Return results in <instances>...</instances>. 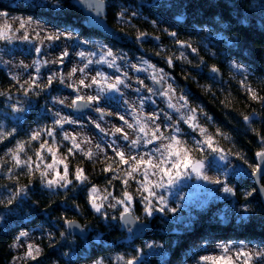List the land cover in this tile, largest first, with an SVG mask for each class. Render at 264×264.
<instances>
[{
    "label": "snow or ice",
    "instance_id": "1",
    "mask_svg": "<svg viewBox=\"0 0 264 264\" xmlns=\"http://www.w3.org/2000/svg\"><path fill=\"white\" fill-rule=\"evenodd\" d=\"M151 2L153 6L163 7L159 0ZM74 3L95 13L90 22L99 27H105L102 20L105 9L114 7L109 0H74ZM53 7L62 9L63 4L56 0ZM115 7L112 19L118 32L112 33L120 39L127 36L141 49L151 44L152 54L162 60L164 66L152 63L143 55L130 58L128 53L109 43L80 39L81 34L71 27L61 29L59 25L49 27L40 22H35L33 27L31 17L27 20L16 17L20 22L15 30L8 24L0 27V65L8 67L2 53L5 46L17 40L30 44L31 50L40 57L33 58L29 64L18 65L17 73L9 70L10 87H0V98L10 102L12 113L21 114L17 120L23 119V114L33 108L32 99L35 98L37 107L44 113L41 120L47 121L29 128L22 138L16 126L9 128L0 123V180H7L0 184V205L7 209L0 215V224H6L7 217L13 214L11 206L18 200L27 201L29 193L38 188L43 189V194L51 201L41 211H48L56 204L66 206L58 218L64 231H48L39 238L40 243L47 239L46 247L52 248L65 241L71 234L69 229L83 233L78 221L68 219L67 215H83L89 210V214H95L98 219L119 221L131 239L149 228L157 213L166 216L177 212V207L170 206V196L178 195L179 187L185 182L194 178L217 186L209 191L236 197L238 188L232 186L230 179L234 175L250 176L255 181L251 190L242 194V214L237 216L241 225L255 219V209L249 206L250 198H264V84L259 87L249 84L244 66L228 62L229 68L243 77L238 84L251 104L248 111L239 113L245 131L257 142L250 162L243 151H233L235 144L229 132L216 124L202 106L190 103L189 92L174 85V75L169 71L180 65L189 66L181 67L183 78L215 97L213 87L200 85L191 69L197 73L206 70L210 75L204 79L223 84L221 69L215 63L209 64L201 50L191 40L181 39L178 32L160 29L157 21L149 22L147 18L143 19L153 31H144L133 22L139 17L137 11L131 10L126 3ZM0 16H7V13L0 11ZM176 20H184L183 15H177ZM156 31L161 34H154ZM21 32L22 35H16ZM216 38L224 40L222 35ZM165 40H170L171 48ZM227 45L231 54L236 44L228 40ZM13 88L25 98L23 101L13 102ZM154 97H159L160 102ZM40 99L45 100L44 105H39ZM234 99L231 93H226L219 103L225 109L235 110ZM115 100L120 101L124 111L111 107ZM258 122L261 127H255ZM89 127L100 136H90ZM228 143L233 144L232 149L227 147ZM233 156L237 161L235 165L229 159ZM209 157L225 162L215 176L210 175L206 164L212 162ZM89 165H99L92 171L105 177L103 195L90 180ZM113 187L118 188V192L111 191ZM74 193H83V196L78 198ZM80 199L85 202L83 211ZM136 212L140 215H135ZM261 214H264V206ZM133 222L137 224L135 231L131 227ZM29 236L28 232H19L9 247H21ZM40 243H23V254L13 256L12 260L40 264L45 255ZM145 247L152 249L162 245L152 242ZM208 247L207 240L197 245L198 249ZM215 249L214 254L208 255L196 251L191 258L198 257L196 264H264V247L248 250V242L244 240L216 242ZM63 255L70 257L71 254L65 252ZM117 261L143 264L139 255L130 259L117 257ZM93 264H104V260L98 258Z\"/></svg>",
    "mask_w": 264,
    "mask_h": 264
},
{
    "label": "trees",
    "instance_id": "2",
    "mask_svg": "<svg viewBox=\"0 0 264 264\" xmlns=\"http://www.w3.org/2000/svg\"><path fill=\"white\" fill-rule=\"evenodd\" d=\"M73 1L60 0L63 4V8L58 11L60 15H57L58 12H31L22 8L12 10L20 14L32 13L51 25H59L60 28H76L82 39L109 43L114 48H119L128 53L131 58L146 55L145 57H148L152 63L164 66L163 61L152 54L153 47L151 44H146L141 49L135 46L127 36L121 39V44H117L111 39L105 40L104 36L95 31L84 28L82 26L84 22L83 14L72 4ZM109 2L114 7L107 8L106 21L115 31L118 32L116 22L112 19L116 10L115 6L126 3L127 7L139 13V17L133 21L137 24V27L152 32V27L143 18H147L149 22L155 20L158 22L160 29L168 28L171 31L178 32L181 39L191 40L201 50V55L205 57L209 64L215 63L221 69L223 84L204 79V76L210 75L206 70L197 73V70L191 69L200 85L209 84L213 87V91L217 94L215 97L205 93L196 83L183 78L181 67L189 66L180 65L169 71L174 75L172 81L174 85L189 92L190 102L202 106L214 118L216 124L232 135L235 144L233 151H243L251 162L252 155L257 150V142L252 138L250 132L245 131L243 121L239 118V113L248 111L251 104L247 102L243 90L240 89L238 84V81L243 77L230 69L228 62L235 61L244 66L247 70L246 75L249 78V84H255L258 87L264 84V0H159L163 7L153 6L151 0H109ZM177 15H183L184 20L177 21ZM204 28L209 29V31H203ZM125 31L129 30L125 29ZM154 34L160 35L161 33L156 31ZM221 35L224 40L216 38ZM228 40H233L236 44V47L231 48V54L228 53ZM165 44L171 48L170 40H165ZM205 45H207V48H205ZM211 53H215V56H211ZM225 56H227V59H225ZM0 87H10L8 77L1 70ZM226 93H231V96L235 98V110L225 109L219 103ZM12 95L15 100L23 101L25 99L14 88L12 89ZM3 103V98H0V123L9 128L16 126L20 130L21 138L29 129L27 124L36 127L38 123H47V121L41 120L44 113L37 107L35 98L32 99V105L36 110L29 108L22 121L12 119L10 108H4ZM43 103H45V100L40 99L39 105ZM256 107L258 109L259 106ZM255 127H261V124L258 122ZM227 147L232 149L233 144L228 143ZM0 151H2V147H0ZM98 167L99 165H89L90 180L99 188L104 189L105 177L98 171H92L93 168L98 169ZM4 183H7L6 179L0 180V184ZM252 185V180L239 179L236 188L246 191L251 190ZM110 190L114 193L118 192L116 187ZM43 193V189L34 188L29 193L27 201L18 200L16 204L11 206L13 214L7 217V223L0 224V264H13L12 257L14 255L9 245L19 232L64 231V228L60 227L62 221L58 218L61 215V210H66V206L56 204L48 211H41L46 203H51L49 197ZM73 195H77L79 198L83 196V193H74ZM52 199L60 200L61 198L53 197ZM252 200L256 202V218L244 222L243 225L240 222H230L225 225L224 221L220 222L221 219L212 216L209 209L196 212L191 226L187 228L178 227V230H175L176 227L165 220H159L157 217L153 218L151 220L152 227L146 232L145 236L138 240L132 238L131 241L127 240L125 232L120 231L119 221L112 222L98 219L95 214H89L90 210L83 215L69 213L67 215L68 219L77 220L84 229L90 231V241L98 236L99 242L87 246L88 241H82L67 235L65 241L57 243L55 247L48 248L46 247L47 240L44 239L43 243H40L39 240L40 246L45 250V255L40 264L52 262L63 264L65 261L63 253L65 252H69L74 256V260L69 261V264L92 263L98 258H103L104 261L117 260V257L130 259L133 256L140 255V252L136 250L142 249V242L147 239L162 245L165 255L162 257L149 256L144 259L143 264L191 262V256L188 255L190 245L196 238L200 237L222 242L258 241L264 245V214H261L259 200ZM79 202L83 211L85 202L83 199H80ZM69 203L71 202L69 201ZM6 211L7 209L0 205V215H3ZM135 215H140V213L136 212ZM113 224L115 226H112ZM24 264H32V262L27 261Z\"/></svg>",
    "mask_w": 264,
    "mask_h": 264
},
{
    "label": "rangeland",
    "instance_id": "3",
    "mask_svg": "<svg viewBox=\"0 0 264 264\" xmlns=\"http://www.w3.org/2000/svg\"><path fill=\"white\" fill-rule=\"evenodd\" d=\"M55 3H56V0H0V11L7 13V16H0V27H3L5 24H8V25H11L13 30L17 29L19 27L20 21L18 19H15L16 17H19L20 19H24V20H27L29 17H31L33 22H34L33 27H35V22H40L41 24H47V25H49V27H51L53 25L47 23L46 21H44L40 18H37L32 13L20 14V13H16L12 9L22 8V9L30 10L31 12H41V13L58 12L61 9H55L53 7V5ZM116 6H118V5H116ZM63 28H61V29H63ZM73 29L76 33H78V29H76V28H73ZM28 31L31 32V28H29ZM16 35L20 36V35H22V32L16 33ZM80 39H82V38L80 37ZM92 41H98V40H92ZM2 55H3V59L8 62V67H4V66L0 65V70L2 72H4V74L8 77V79L10 78V71L9 70H11V73H17V72H19V69L17 66L20 65L21 63L29 64V63H31V60L33 58H36V59L40 58V57L36 56V54L31 50L30 44L23 43L19 40L15 41L13 43V45L5 46V52L2 53ZM145 56L146 55H144V57ZM145 58L149 59L148 57H145ZM29 71H31V69H29ZM23 75L25 76V78H27L26 73H24ZM60 91L65 92V93L67 92V90H65V89H61ZM53 94L56 95L58 93H53ZM154 99H156L158 102H160L159 97H154ZM14 101H15V99H13V102ZM9 103L10 102L4 100V103H3L4 108H6V109L10 108ZM190 103L193 106H195L194 103H192V102H190ZM44 104L45 103H43L42 105H44ZM161 106H162V102H161ZM111 107H114L121 112L124 111L119 100L112 101ZM10 110H11V108H10ZM26 114H27V112L23 114V119H19V120L20 121L24 120V116ZM20 115L21 114H19V113H12V119L17 120L16 117L20 116ZM27 126L29 128H35L34 126H30L29 124H27ZM87 131H88L90 136H93V137H99L100 136V133L91 127H89L87 129ZM209 159L212 160L211 157H209ZM229 159L232 161V165H235L237 163L234 156L229 157ZM49 162H50V160H49ZM224 163H225L224 161H220L218 159L212 160V162L210 164H208V162H206L210 175H213V176L217 175L218 170L220 168H222ZM229 167H231V165ZM249 171H250V169H249ZM230 179H231L232 186L236 188L237 181L239 179L240 180L241 179L252 180V177H250V176H235L234 175ZM216 187L217 186H215V185H206L202 181H197L193 178L192 180L185 182L184 184H182L179 187L178 195H176L175 197L170 196V201H171L170 206L177 207V209H178L177 212L176 213H167L166 216H162L161 214L157 213L154 218L157 217V218H159V220H162V221L165 220L169 224L176 227L175 230L176 229L178 230L179 229L178 227H180V228L190 227L192 224V221L195 219L196 212H202V211H206V210L210 209L211 215L214 217L216 216V218L223 220L225 225L229 224L230 222H236V223L240 222L237 219V216H238V214H242V205H243V195L242 194L247 192V191H250V190L243 191L242 189H239L238 194H241V195H239V196L237 195L236 197H232V196H228L222 192L209 191V189H214ZM100 189H101L100 194L103 195L104 189H102V188H100ZM181 197H183L182 200H181ZM234 200H235V202H234ZM250 200H251V203L249 206L251 208L255 209V211H256L257 210L256 209V202L254 200H252L251 198H250ZM260 208H261V206H260ZM109 211H111V210H109ZM151 227H152V225H151V221H150V229H151ZM82 228H83V226H82ZM84 230L89 233V237H90V231L87 229H84ZM47 232H48V230L47 231L40 230V231H38V233L28 232L30 234L28 240L26 242H22L21 247L12 249L13 255L14 256L22 255L24 250H25L23 247V243H39V238L41 237L42 233L46 234ZM125 233L127 236V240L131 241V239L133 237L131 239H129L130 233L128 231H126ZM89 237L87 240H85V241H88L86 243L87 246H90L92 244H96L99 242L98 236H95L92 241H90L91 239H89ZM45 240H47V239H45ZM205 240H207L209 242V247L207 249H204V248L198 249L197 245L203 244V242ZM152 242H154V241L151 239H147V240H144L142 242L143 248L139 249L140 250L139 256H141L143 258V262H145V260H144L145 258L152 256V255H157L160 257L165 255L164 254L165 252L163 251V247H154L152 249L145 247V244L152 243ZM216 242H222V241L208 240V239L201 238V237L196 238L190 245L188 255H190L192 257V254L196 251H199L200 255L214 254L217 251L215 249V243ZM246 242H248V250H252L253 248L264 247V245L258 241H246ZM156 244H158V243H156ZM158 245H160V244H158ZM64 258H65V261L63 262V264H67V263L69 264V261L74 260V256L72 254L70 255V257L64 256ZM196 259H198V257H196ZM196 259L191 258V260H192L191 262L185 261L184 263H177V264H196ZM26 262L27 261H24V260H16V261H13V264H24ZM48 264H57V263L52 262V263H48ZM84 264H93V262L92 263H84ZM104 264H122V262H119L117 260H110V261H104Z\"/></svg>",
    "mask_w": 264,
    "mask_h": 264
},
{
    "label": "water",
    "instance_id": "4",
    "mask_svg": "<svg viewBox=\"0 0 264 264\" xmlns=\"http://www.w3.org/2000/svg\"><path fill=\"white\" fill-rule=\"evenodd\" d=\"M72 4H73L78 10H80V11L82 12V14H83L84 22L82 23V26H83L84 28H87V29H90V30H92V31H95V32L99 33L100 35H102V36H104V37H110V39H111L113 42L117 43V44H121V43H122L121 39H119V40H115V39L112 37V35H111V33H112L113 31H115V29H114L113 27H111V26L107 23V21H106L107 8L105 9V13H104V15H103V17H102V20H103V22H104L105 27H99V26H97V25H95V24H93V23L90 22L91 18L95 15V13H90L86 6H81V5L77 4V3H74V1L72 2ZM157 87H159V86H157ZM254 182H255V181H254V179L252 178V184H253ZM234 202H235V200H234ZM259 203H260L261 207L264 206V198H260V199H259ZM78 223H79V222H78ZM79 224H80V223H79ZM119 225H120V222H119ZM80 226H81V229H83L81 224H80ZM131 227H132L133 231H135V229H136V227H137V224H136L135 222H133V224L131 225ZM149 229H150V226H149V228L145 229L144 231H142V232H140V233H137V234L133 235V236H132V237H133V240H138V239H140L141 237L145 236L146 232H147ZM83 230H84V229H83ZM68 231L71 233V234L68 235V236H71V237H74V238L80 239V240H82V241L87 240L88 237H89V233H88L87 231H85V230L83 231V233H81V231H79V230H73V229H69ZM120 231H122V232H126L127 230L124 229V228H121V226H120Z\"/></svg>",
    "mask_w": 264,
    "mask_h": 264
},
{
    "label": "clouds",
    "instance_id": "5",
    "mask_svg": "<svg viewBox=\"0 0 264 264\" xmlns=\"http://www.w3.org/2000/svg\"><path fill=\"white\" fill-rule=\"evenodd\" d=\"M111 35H112V37H113L115 40H119V39H120V37L115 36L113 33H111Z\"/></svg>",
    "mask_w": 264,
    "mask_h": 264
}]
</instances>
